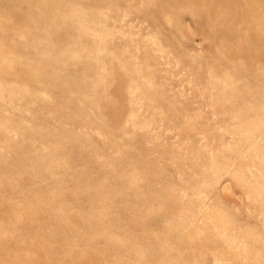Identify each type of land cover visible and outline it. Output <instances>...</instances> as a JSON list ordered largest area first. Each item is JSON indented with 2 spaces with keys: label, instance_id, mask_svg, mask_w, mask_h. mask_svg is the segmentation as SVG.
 <instances>
[{
  "label": "rangeland",
  "instance_id": "1",
  "mask_svg": "<svg viewBox=\"0 0 264 264\" xmlns=\"http://www.w3.org/2000/svg\"><path fill=\"white\" fill-rule=\"evenodd\" d=\"M0 10V264H264V0Z\"/></svg>",
  "mask_w": 264,
  "mask_h": 264
},
{
  "label": "bare ground",
  "instance_id": "2",
  "mask_svg": "<svg viewBox=\"0 0 264 264\" xmlns=\"http://www.w3.org/2000/svg\"><path fill=\"white\" fill-rule=\"evenodd\" d=\"M0 1H2V0H0ZM61 1V0H60ZM13 2V1H12ZM63 3H64V1H63ZM2 4H3V2H2ZM9 4V3H8ZM15 4V3H14ZM47 6H49V5H47ZM66 6V5H65ZM5 8V7H4ZM25 8V7H24ZM11 9V8H10ZM17 9H19V8H17ZM23 10V9H22ZM1 11V10H0ZM3 11V10H2ZM12 11V10H11ZM20 11V10H19ZM23 12V11H22ZM25 12V11H24ZM51 12V11H50ZM41 13V12H40ZM64 13V12H63ZM12 14V13H11ZM46 13H44L43 15H45ZM48 14H50V13H48ZM65 14H66V12H65ZM64 14V15H65ZM7 17V16H6ZM6 17H4V18H6ZM43 17V16H42ZM62 17V16H61ZM60 17V18H61ZM3 18V17H2ZM13 18V17H12ZM25 18H26V16H25ZM44 18H45V16H44ZM8 20H9V18H7ZM6 19V20H7ZM49 20V19H48ZM51 20H52V18H51ZM59 20V19H58ZM0 21H2V20H0ZM4 22V21H3ZM14 23V22H13ZM29 23V22H28ZM45 23H47V22H45ZM5 24V23H4ZM3 23H2V25H4ZM15 24V23H14ZM13 24V25H14ZM44 24V23H43ZM49 24V23H48ZM1 26V25H0ZM12 26V25H11ZM18 26V25H17ZM27 26V25H26ZM36 26V28H38L37 27V25H34V27ZM49 28V27H48ZM1 29H3V28H1ZM14 30V29H13ZM28 30V29H27ZM32 30H35V28L34 29H32ZM15 31V30H14ZM35 31H38V29H36ZM43 31V30H42ZM1 32V31H0ZM17 32V31H16ZM32 33V32H31ZM39 33H40V31H39ZM5 34V33H4ZM6 34H9V33H6ZM18 34H19V32H18ZM21 34V37H22V33H20ZM3 35V34H2ZM1 35V36H2ZM15 35V34H14ZM46 35H48V34H46ZM46 35H44V36H46ZM7 36V35H6ZM41 37H42V35H40ZM18 36L16 35V38H17ZM24 38V37H23ZM49 38V37H48ZM26 39V38H25ZM31 39V38H30ZM33 39V38H32ZM27 40V39H26ZM33 41V40H32ZM32 41H30V42H32ZM40 41H42V40H39V42ZM46 42V41H45ZM32 43H34V42H32ZM32 43H31V45H32ZM41 43V42H40ZM43 43V42H42ZM44 44V43H43ZM27 45H29V44H27ZM37 45H39L38 43H37ZM42 45V44H41ZM46 45V44H45ZM43 46V45H42ZM29 47V46H28ZM33 47H34V45H33ZM33 47H31V48H33ZM45 47V46H44ZM29 49V48H28ZM35 49H37V48H35ZM47 49V48H46ZM33 51H36V50H33ZM41 52V51H40ZM39 52V53H40ZM36 53V52H35ZM1 54V53H0ZM5 56V55H4ZM3 56V57H4ZM7 56H10V55H8L7 54ZM10 57H13V55H11ZM46 57V56H45ZM6 58V57H5ZM5 58H4V60H5ZM7 59V58H6ZM2 60H3V58H2ZM7 61H10V60H7ZM4 63H5V61H4ZM12 63H13V61H12ZM21 64V63H20ZM14 65H17V64H14ZM8 66V65H7ZM13 66V65H12ZM19 67H21L20 65H19ZM6 69V68H5ZM18 69V68H17ZM1 70V69H0ZM12 70V69H11ZM15 71H17L16 70V68L14 69ZM24 70V69H23ZM32 71H33V69H32ZM11 73H13L12 71H10ZM22 72H24V71H22ZM15 73V72H14ZM20 74V73H19ZM33 74V73H32ZM2 75V74H1ZM23 76V75H22ZM25 76V75H24ZM26 80L28 79V78H25ZM25 79H24V81H25ZM7 82V81H6ZM26 82V81H25ZM30 82V81H29ZM36 82V81H35ZM19 83V82H18ZM21 84V83H20ZM30 84V83H29ZM23 85H24V83H23ZM10 86L8 85V88H9ZM14 87H15V85H14ZM10 89V88H9ZM8 89V90H9ZM3 90V89H2ZM18 90V89H17ZM17 90H14L15 92L17 91ZM11 92H12V89H11ZM18 97V96H17ZM26 97H28V96H26ZM8 101V100H7ZM1 103V102H0ZM8 103V102H7ZM5 113V112H4ZM116 148V147H115ZM119 150V149H118ZM109 164V163H108ZM111 166V165H110ZM43 167V166H42ZM112 167V166H111ZM50 176H52V175H50ZM36 183V182H35ZM45 187V186H44ZM43 188V187H42ZM43 191V190H42ZM98 207V206H97ZM96 209V208H95ZM164 210V209H163ZM167 210V209H166ZM59 214V213H58ZM101 215V214H100ZM177 216V215H176ZM169 218H171V217H169ZM91 221V220H90ZM59 229H57V231H58ZM33 232V231H32ZM33 234H34V232H33ZM182 239V238H181ZM179 240H180V238H179ZM183 240V239H182ZM44 241V240H43ZM227 241V240H226ZM8 243V242H7ZM233 243V242H232ZM11 245V244H10ZM180 245V244H179ZM182 245V244H181ZM170 254V253H169ZM173 254H176V253H173ZM56 256V255H55ZM168 256H166V258H167ZM171 257V256H170ZM169 257V258H170ZM57 259L59 258V256L58 257H56ZM35 259V258H34ZM62 261V260H61ZM166 262V261H165ZM40 263V261L39 262H37V264H39ZM57 263V262H56ZM58 264V263H57ZM62 264V263H61ZM160 264V263H159ZM225 264V263H224Z\"/></svg>",
  "mask_w": 264,
  "mask_h": 264
}]
</instances>
